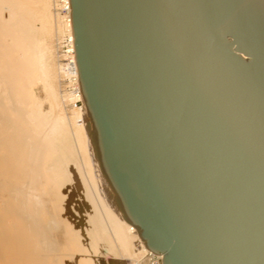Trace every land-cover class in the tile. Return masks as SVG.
I'll return each instance as SVG.
<instances>
[{
  "label": "water",
  "instance_id": "95a60500",
  "mask_svg": "<svg viewBox=\"0 0 264 264\" xmlns=\"http://www.w3.org/2000/svg\"><path fill=\"white\" fill-rule=\"evenodd\" d=\"M91 141L163 264H264V0H70Z\"/></svg>",
  "mask_w": 264,
  "mask_h": 264
},
{
  "label": "bare ground",
  "instance_id": "6f19581e",
  "mask_svg": "<svg viewBox=\"0 0 264 264\" xmlns=\"http://www.w3.org/2000/svg\"><path fill=\"white\" fill-rule=\"evenodd\" d=\"M91 131L70 0H0V264L162 259L122 215Z\"/></svg>",
  "mask_w": 264,
  "mask_h": 264
},
{
  "label": "built area",
  "instance_id": "2783aa9c",
  "mask_svg": "<svg viewBox=\"0 0 264 264\" xmlns=\"http://www.w3.org/2000/svg\"><path fill=\"white\" fill-rule=\"evenodd\" d=\"M65 9L66 8L63 7L62 11H64ZM61 49L66 50L64 42L61 44ZM71 66H73L72 62H71ZM145 259L147 260V264H162V259L161 257L157 256V254L146 253Z\"/></svg>",
  "mask_w": 264,
  "mask_h": 264
},
{
  "label": "rangeland",
  "instance_id": "374dc122",
  "mask_svg": "<svg viewBox=\"0 0 264 264\" xmlns=\"http://www.w3.org/2000/svg\"><path fill=\"white\" fill-rule=\"evenodd\" d=\"M89 126V125H88ZM107 253V252H106ZM105 253V254H106ZM105 261H106V258H105ZM128 261V260H127ZM100 264H104V263H102V262H99ZM144 263L146 264V260H144ZM105 264H106V262H105Z\"/></svg>",
  "mask_w": 264,
  "mask_h": 264
}]
</instances>
